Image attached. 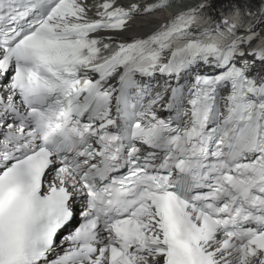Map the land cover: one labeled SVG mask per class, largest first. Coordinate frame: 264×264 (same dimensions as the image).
I'll use <instances>...</instances> for the list:
<instances>
[{
    "label": "snow or ice",
    "instance_id": "snow-or-ice-1",
    "mask_svg": "<svg viewBox=\"0 0 264 264\" xmlns=\"http://www.w3.org/2000/svg\"><path fill=\"white\" fill-rule=\"evenodd\" d=\"M0 264H264V0H0Z\"/></svg>",
    "mask_w": 264,
    "mask_h": 264
}]
</instances>
